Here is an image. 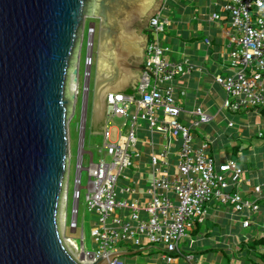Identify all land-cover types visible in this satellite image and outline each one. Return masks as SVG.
I'll use <instances>...</instances> for the list:
<instances>
[{"label": "built area", "instance_id": "built-area-1", "mask_svg": "<svg viewBox=\"0 0 264 264\" xmlns=\"http://www.w3.org/2000/svg\"><path fill=\"white\" fill-rule=\"evenodd\" d=\"M221 10L227 16L229 25L226 32L229 74L214 77V81L225 93L221 108L233 112L264 110V0H226L221 5ZM220 19L221 16L217 13L209 16V20L215 22ZM166 24L168 22L159 13L151 15L148 20L147 41L143 47L140 70L142 75L132 86L134 94L107 93L104 131L99 134L102 145L98 150V161L94 163L93 154L88 152L89 164L83 168V141L77 154V175L68 226L72 233L77 231L80 190L85 189V205L97 218L90 231L95 245L91 251L84 248L82 226L80 247L64 235L63 209L67 202V179L62 186L58 212L60 237L72 257L66 246L67 241L74 243L76 256H80V261H77L79 264H93L99 258L108 260L111 256L114 257L107 264H122L118 258L121 246L132 245L139 248L156 244L164 246L162 259L166 264H172L176 256L189 261L192 257L182 253L179 245L195 230L197 224L204 221L209 204L231 206L234 215L240 218L241 227L249 229L252 216L259 209V201L264 198L262 185L253 187V198L243 197L235 189L242 182V168L233 160L217 163L207 154L208 144L205 141L195 145L192 131L209 124L213 120L212 116L201 108H195L189 113L195 117L193 121L189 124L180 121L185 111L174 99L173 81L178 74L189 73L194 66L187 61L173 63L166 59L170 48L161 43ZM94 33L95 26L89 23L83 62L85 70L81 112L85 111L83 101L87 104L89 94ZM82 34L83 32L75 84L78 82ZM206 44L209 46L208 41ZM77 95L75 86V98ZM73 114L67 121V136ZM119 119L123 122L115 126V120ZM85 121L86 112L83 126ZM112 128L115 129L114 139ZM80 130L82 132L83 128L80 127ZM140 130H145L148 135L144 140L139 138ZM258 135L261 136V133ZM155 136L160 140L157 152L153 150ZM67 141L68 174L69 137ZM176 142H179V147L175 153V164L171 166L169 159L173 147L176 148ZM139 144L151 149L147 155L151 176L145 183L146 190L143 194L147 200L144 202L139 198L140 192L137 190L140 183L124 175L140 159L142 152L138 148ZM83 170L87 174L85 188L81 185ZM119 180L127 181L129 185H119L117 193ZM119 195L124 198H118ZM261 230H264V224L261 225Z\"/></svg>", "mask_w": 264, "mask_h": 264}, {"label": "water", "instance_id": "water-1", "mask_svg": "<svg viewBox=\"0 0 264 264\" xmlns=\"http://www.w3.org/2000/svg\"><path fill=\"white\" fill-rule=\"evenodd\" d=\"M153 3L0 0V264H79L58 212L84 18L99 21L90 134H103L107 93L134 94L142 75L134 25Z\"/></svg>", "mask_w": 264, "mask_h": 264}, {"label": "crops", "instance_id": "crops-1", "mask_svg": "<svg viewBox=\"0 0 264 264\" xmlns=\"http://www.w3.org/2000/svg\"><path fill=\"white\" fill-rule=\"evenodd\" d=\"M225 1L226 0L204 1V7L200 9L197 8V12H191L192 16L189 20L185 18L179 19L177 22L166 20L168 24L165 25V28H168L169 30L166 31L164 28V33L161 37V43L167 45L170 48V52L166 56V59L168 61L173 63L187 61L194 66V69L189 73L178 74L173 81V85L175 87L174 99L182 108H184L185 111V114L181 116L183 117L182 120L180 117V121L183 124H189L191 121H193L195 117L189 113L195 108H201L205 111L206 114H209L213 117V120L209 124L202 125L197 129L202 130V128H204V132L194 131L196 132L193 133L195 145H199L202 141H205L208 144V148L206 150L207 154L215 159L217 163H224L228 160L235 161L243 170L242 182L235 189L243 197L253 198V187L255 185L264 186V122L258 129L256 135L258 139H262V142H259L257 144L258 146H255L254 150L251 153V143L247 146L244 141L245 138H250L245 133L246 128L244 127V125H242L241 127H237V125L231 122L229 117L221 115L223 110L222 108L218 107V109L216 110V114H211V112L215 110L212 108L213 103L211 99L214 98L213 100L215 101L216 97L208 89V84L211 83L213 87L215 85L221 87L214 81V77H225L229 74V71L227 69V55L229 47L227 45L226 39V32L229 28V25L227 16L221 10V5ZM161 7L162 5L158 6L154 12L159 13ZM214 13H217L221 16L219 22L209 20V16ZM161 16L164 17L162 12ZM206 41L209 42V46L206 44ZM140 52L141 58H143L142 48ZM140 70L141 68H138L137 71L140 73ZM139 76L140 75H136L135 82L139 79ZM135 82H133V84ZM133 84L131 86H133ZM222 100L223 99H221V101ZM240 111H244L243 114L246 115L257 113L262 119H264L263 109H246ZM231 112L235 113L238 111ZM216 118H219L218 122H216ZM183 121H185V123ZM225 122H227V124H225ZM229 124H231V127H229ZM259 133H261V136L258 135ZM145 136L148 137L145 130H140L139 138L144 140ZM155 141L156 144L153 150L157 152L160 149V140L155 136ZM139 145L140 147L138 148L141 149L142 153L139 161L132 167L131 171L133 172L129 171V179L138 181L140 183L139 185H137V190L138 192H140L139 198L142 202H144L145 200H147V198L143 194L146 190L145 183H147L148 179L151 176V168L148 165L147 156L151 152V149L144 144ZM174 146L176 148L173 147L172 154L170 155L169 159L171 166H174L175 164V153L177 151V148L179 147V142H176ZM125 184L129 185L127 181H121L120 186ZM119 198H124V196L119 195ZM136 198H138V196H136ZM207 210V215L204 221L210 216H213L217 220L222 219V221H225L226 223V228L231 233L230 236L232 235L234 230H246L241 227L240 218L237 215H234L231 206H225L223 208L224 212L220 213L221 210H219L218 207L209 204L207 206ZM258 222L260 223V226L264 224V198H261L259 201V209L252 216L251 226L249 230H252V228ZM200 229L201 226L197 224L195 230H193L189 234H198L200 232ZM252 237V240L259 238L263 239L264 230H261V228L259 227V230L255 231ZM233 240L234 253L241 261L240 263L235 264H248L243 260L245 259L244 251L247 250L245 249L247 248L246 245L250 241H248V238L240 241H237L235 238ZM150 246L151 245L146 246V249L151 248ZM134 248L135 247H133L132 245L121 246L120 249L122 250L119 249L118 258H129L131 256H134L139 252H135ZM241 248L244 249L242 252H240ZM257 253L264 254V247H259ZM160 255L158 256L159 261H164L162 259V251ZM121 262L123 264V261ZM146 264L156 263L154 261H149ZM256 264H264V260L259 261Z\"/></svg>", "mask_w": 264, "mask_h": 264}, {"label": "rangeland", "instance_id": "rangeland-1", "mask_svg": "<svg viewBox=\"0 0 264 264\" xmlns=\"http://www.w3.org/2000/svg\"><path fill=\"white\" fill-rule=\"evenodd\" d=\"M204 1L206 0H154V3L152 4V7L148 9V11L145 13L144 18L139 22H146V29L148 20L151 15L155 14V10L158 6H161V10H159V14L161 16V12L163 13L164 18L167 21H173L177 22L179 19L185 18L189 20L192 16L191 12L196 11L197 8L200 9L204 7ZM161 4V5H160ZM89 23H94L95 25V33L93 37V64L90 69V79H89V94H88V100L87 104L86 101H83V105L85 108V111L82 110V94H83V74H84V58L86 55V43H87V27ZM97 19L93 18H84L83 23V34H82V46L80 49L79 54V63H78V82L75 84L78 90L77 98L74 100L73 105V116L71 118V121L68 125V136L69 137V150H70V161H69V168H68V174H67V202L63 209L65 212V231L64 235L65 237L71 238L77 247H80V236H81V226L83 230V236H84V248L87 251H91L95 248V245L92 242V238L90 236V231L93 227L94 222L96 221V216L89 212L85 202H84V196L86 193L85 189L80 190V199L78 203V216H77V231L75 233H72L69 229V222L71 220V209L73 205L72 200V192L74 189V180L77 175L76 172V161H77V154L79 149H82L84 151L83 154V168H86L89 164V155L88 152L93 154V162H97L99 159V153L98 150L102 145V137L99 134H90L91 132V106H92V92L93 87L95 83V76H96V53H97V46H98V24ZM175 26V25H173ZM135 34L140 37L141 39H145L147 41V31H146V37L143 32H141V29L136 27L135 28ZM166 31H168V28H165ZM143 40H135V43H137L138 48L144 47V41ZM139 61V58L137 59ZM208 89L210 92L216 97L215 101L211 99L213 106L212 108L215 109L213 112H211L212 115L216 114V110L221 108L222 101L224 96V92L221 89V87H218L215 85L214 87L211 85V83L208 84ZM212 97V95H211ZM84 100V99H83ZM76 103V104H75ZM86 112V121L83 126L84 116ZM244 111H238L235 113H232L231 111L227 109H223L221 115H225L229 117L232 123L237 125V127H241L244 125L245 133L250 137L249 139L245 138V144L248 146L251 143V149L250 152L254 150L255 146H258L257 144L259 142H262V139H258L256 137L258 129L263 124L264 119L260 117L259 114L253 113L252 115H246L243 114ZM183 117H181L182 120ZM219 118H216V122H218ZM123 120H115V126L122 123ZM185 123V121H183ZM213 123V122H212ZM227 124V122H225ZM80 127L83 128L82 132L80 130ZM202 130H195V131H203ZM80 131V132H79ZM112 132V139H114V132L115 129H111ZM196 133L192 131V134ZM200 136V135H199ZM124 175L126 178H129L130 174L129 171L124 172ZM122 180H119L118 187L116 189L118 193L119 185ZM65 183V180H64ZM81 185L82 188H85L87 185V174L86 171L83 170L81 173ZM119 198V196H118ZM215 207H218L219 210H221L220 213L224 212L223 208L226 205L223 204H212ZM229 207V206H226ZM211 208V207H210ZM59 217V216H58ZM222 219L217 220L213 216L208 217L203 223H200L201 226L200 232L198 234H189L187 236V239H185L182 243L179 245V249L182 253L191 256V260H186L182 256H176L175 261L172 264H229V263H240V259L237 258L236 254L234 253L233 243L234 238L237 241L245 240V238H248V241H252L253 234L255 231L259 230L260 223H256V225L252 228V230H234L232 235L230 236L229 230L226 228L225 221H222ZM262 223V222H261ZM224 229V230H223ZM253 233V234H252ZM151 248L146 249L147 247H139L134 248L135 252L139 251L134 256H131L129 258L121 257L119 258L120 261H123V264H146L149 261H154L156 264H166L165 261H159L158 256L161 254V251H163L165 248L161 244L151 245ZM70 249V248H68ZM120 249V248H119ZM122 250V249H120ZM70 252L74 254V258L77 261H80L79 255L76 256V253L74 251ZM161 256V255H160Z\"/></svg>", "mask_w": 264, "mask_h": 264}, {"label": "trees", "instance_id": "trees-1", "mask_svg": "<svg viewBox=\"0 0 264 264\" xmlns=\"http://www.w3.org/2000/svg\"><path fill=\"white\" fill-rule=\"evenodd\" d=\"M131 92V88L127 89L125 91V93H129ZM96 131V130H95ZM247 249L244 254L245 259L243 260L244 262L248 263V264H256L259 261H263L264 260V254H259L257 253V250L260 248L264 247V239L259 238V239H255L250 241L249 243H247ZM244 249L241 248L240 252H242Z\"/></svg>", "mask_w": 264, "mask_h": 264}, {"label": "flooded vegetation", "instance_id": "flooded-vegetation-1", "mask_svg": "<svg viewBox=\"0 0 264 264\" xmlns=\"http://www.w3.org/2000/svg\"><path fill=\"white\" fill-rule=\"evenodd\" d=\"M97 22H98L97 24H99V21L98 20H97ZM134 27L140 28L141 29V32H143L144 35H145V37H146V31H147V29H146V22H141V23L135 24ZM142 59L143 58H140L139 59V62L137 64H134V65H136V67H138V68H141L142 67V64H141L142 63ZM96 129L99 131L101 129V126H98Z\"/></svg>", "mask_w": 264, "mask_h": 264}, {"label": "bare ground", "instance_id": "bare-ground-1", "mask_svg": "<svg viewBox=\"0 0 264 264\" xmlns=\"http://www.w3.org/2000/svg\"><path fill=\"white\" fill-rule=\"evenodd\" d=\"M65 241V240H64ZM74 243L73 242H71V241H67V246L66 247H68V248H70L69 250H71V251H74L75 252V248H74ZM73 255V257H75L74 256V254H72ZM80 257V256H79ZM75 259V258H74ZM76 260V259H75ZM77 261V260H76ZM79 262V261H78Z\"/></svg>", "mask_w": 264, "mask_h": 264}]
</instances>
